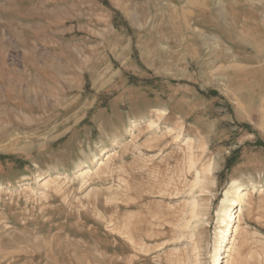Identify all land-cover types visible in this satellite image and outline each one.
<instances>
[{"label":"rangeland","instance_id":"obj_1","mask_svg":"<svg viewBox=\"0 0 264 264\" xmlns=\"http://www.w3.org/2000/svg\"><path fill=\"white\" fill-rule=\"evenodd\" d=\"M221 3L0 0V264H264V0Z\"/></svg>","mask_w":264,"mask_h":264},{"label":"bare ground","instance_id":"obj_2","mask_svg":"<svg viewBox=\"0 0 264 264\" xmlns=\"http://www.w3.org/2000/svg\"><path fill=\"white\" fill-rule=\"evenodd\" d=\"M250 2V1H249ZM251 43H253V42H251ZM248 44V43H247ZM253 45V44H252ZM256 45V44H255ZM254 45V46H255ZM256 46H258V45H256ZM260 46V45H259ZM263 47V46H262ZM257 49V48H256ZM263 50V49H262ZM258 52V51H257ZM50 66V65H49ZM248 72V71H247ZM235 73V72H234ZM240 73V72H239ZM242 193H243V190H238L237 189V191H236V193H235V197L232 199V201H231V205H232V207L230 208V207H226L224 210H223V214H224V216H225V220H231V219H235V211H234V208H233V206H235V208L237 209V206H238V204H240V200H241V195H242ZM228 249V248H227ZM227 255V254H226Z\"/></svg>","mask_w":264,"mask_h":264},{"label":"crops","instance_id":"obj_3","mask_svg":"<svg viewBox=\"0 0 264 264\" xmlns=\"http://www.w3.org/2000/svg\"><path fill=\"white\" fill-rule=\"evenodd\" d=\"M188 5H206V1L199 2V3L198 2H194V3L188 4ZM215 5H222L221 0H216V4Z\"/></svg>","mask_w":264,"mask_h":264},{"label":"trees","instance_id":"obj_4","mask_svg":"<svg viewBox=\"0 0 264 264\" xmlns=\"http://www.w3.org/2000/svg\"><path fill=\"white\" fill-rule=\"evenodd\" d=\"M259 142H260V141H259ZM258 144L264 145V143H261V142H260V143H258Z\"/></svg>","mask_w":264,"mask_h":264}]
</instances>
